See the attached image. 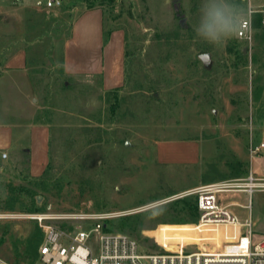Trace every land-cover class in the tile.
<instances>
[{
    "label": "rangeland",
    "instance_id": "1",
    "mask_svg": "<svg viewBox=\"0 0 264 264\" xmlns=\"http://www.w3.org/2000/svg\"><path fill=\"white\" fill-rule=\"evenodd\" d=\"M249 1L253 8L264 5ZM202 3L180 0L175 8L171 0H63L60 10H45L0 0V125H12L19 136L42 125L48 139L39 175L30 173L25 152L0 158V264L31 263L24 243L42 228L31 216L38 212L108 213L110 230L157 252L156 239L185 234L180 220L190 218L182 200L195 198L179 196L185 188L245 177L249 169L264 176V152L251 159L248 153L249 143L264 137V25L253 27L250 41L238 34L208 43L195 31ZM230 3L241 17L248 12V0ZM95 6L103 10L105 40L112 31L123 37L117 87L105 88L99 74L65 70L72 24ZM90 52L72 51L84 68ZM205 52L209 67L198 58ZM18 53L19 63L9 62ZM181 141H191L184 155L159 158L164 143ZM218 197L250 201L255 238L264 237V190ZM231 209L248 215L244 207Z\"/></svg>",
    "mask_w": 264,
    "mask_h": 264
},
{
    "label": "built area",
    "instance_id": "2",
    "mask_svg": "<svg viewBox=\"0 0 264 264\" xmlns=\"http://www.w3.org/2000/svg\"><path fill=\"white\" fill-rule=\"evenodd\" d=\"M11 1H29L45 10H60L63 4V0ZM247 11L238 34L250 41L252 15L260 13L264 25V5L253 8L248 0ZM263 152L264 137L249 143L250 159L260 157ZM1 156L5 157L6 153ZM258 189L264 190V176H257L249 169L245 177L206 183L180 193L179 196L195 194L197 221L183 223L187 226L180 237L169 235L165 240L156 239L160 248L157 252L144 251L134 237L110 230L108 213H33L32 218L43 230L35 264H264V237L255 238L250 201L223 203L218 197L219 193L233 191L251 195ZM233 205L248 209V215L240 217L231 209ZM51 219L64 223L46 222ZM72 219L80 223L73 226L68 223Z\"/></svg>",
    "mask_w": 264,
    "mask_h": 264
},
{
    "label": "crops",
    "instance_id": "3",
    "mask_svg": "<svg viewBox=\"0 0 264 264\" xmlns=\"http://www.w3.org/2000/svg\"><path fill=\"white\" fill-rule=\"evenodd\" d=\"M107 38L105 40L103 34V10L95 6L82 11L72 24L71 37L66 44L65 70L67 72L99 74L105 88L121 85L123 80V37L112 31ZM83 48L91 50L90 53L92 54L88 61L90 62L89 67L86 68L82 64L83 61L72 53L74 51L75 54L76 51L83 50ZM20 57V53H18L9 59V62L19 63ZM47 142V130L42 125L32 126L27 133L20 136L12 125H0V158L6 159L8 156L15 158L19 157V152H25L28 168L32 175L41 174L46 166ZM174 144H182L183 147V145L191 144V141L164 143L163 151H158L161 160H166L171 152L184 155V147H173ZM2 153H6V156L2 157ZM43 158H45V162L41 166L40 161ZM197 158L198 154L196 152L195 160ZM199 183L202 185L207 181ZM196 185L185 189L194 188Z\"/></svg>",
    "mask_w": 264,
    "mask_h": 264
},
{
    "label": "clouds",
    "instance_id": "4",
    "mask_svg": "<svg viewBox=\"0 0 264 264\" xmlns=\"http://www.w3.org/2000/svg\"><path fill=\"white\" fill-rule=\"evenodd\" d=\"M242 17L230 0H203L196 26L197 36L212 44H220L238 35Z\"/></svg>",
    "mask_w": 264,
    "mask_h": 264
},
{
    "label": "trees",
    "instance_id": "5",
    "mask_svg": "<svg viewBox=\"0 0 264 264\" xmlns=\"http://www.w3.org/2000/svg\"><path fill=\"white\" fill-rule=\"evenodd\" d=\"M261 23V15L260 13L256 12L252 15V24L253 27L259 25ZM107 37V36H106ZM238 175V173H235L233 176ZM183 209L184 211H188V215L190 219L181 218L180 223H187V222H195L197 221V218L195 216L197 207H196V199L194 198L192 201H189L188 199H183ZM32 211H38L41 210L40 207H32ZM194 215V217H193ZM60 225H63L61 223ZM43 239V230L41 227H36V230L32 232L25 241V256L32 258L30 264H35L36 260L38 259V247Z\"/></svg>",
    "mask_w": 264,
    "mask_h": 264
},
{
    "label": "water",
    "instance_id": "6",
    "mask_svg": "<svg viewBox=\"0 0 264 264\" xmlns=\"http://www.w3.org/2000/svg\"><path fill=\"white\" fill-rule=\"evenodd\" d=\"M173 3V6L175 8H178L180 6V0H171ZM181 16V20L180 23L181 25H184V18H183V14H180ZM198 58L202 61L203 65L205 67H209L211 65V59H210V54L205 52V53H201L198 55Z\"/></svg>",
    "mask_w": 264,
    "mask_h": 264
}]
</instances>
